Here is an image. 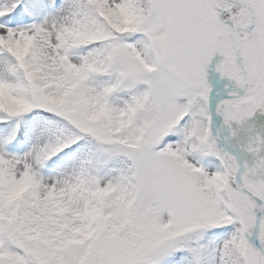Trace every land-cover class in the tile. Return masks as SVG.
Segmentation results:
<instances>
[{"label":"snow or ice","instance_id":"snow-or-ice-1","mask_svg":"<svg viewBox=\"0 0 264 264\" xmlns=\"http://www.w3.org/2000/svg\"><path fill=\"white\" fill-rule=\"evenodd\" d=\"M0 264H264V0H0Z\"/></svg>","mask_w":264,"mask_h":264}]
</instances>
